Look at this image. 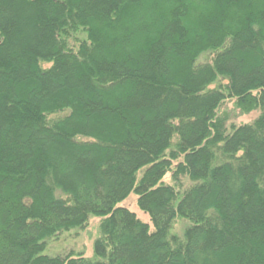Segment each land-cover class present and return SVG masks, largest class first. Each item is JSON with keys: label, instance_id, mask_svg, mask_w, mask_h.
I'll use <instances>...</instances> for the list:
<instances>
[{"label": "trees", "instance_id": "16d2710c", "mask_svg": "<svg viewBox=\"0 0 264 264\" xmlns=\"http://www.w3.org/2000/svg\"><path fill=\"white\" fill-rule=\"evenodd\" d=\"M0 264H264V0H0Z\"/></svg>", "mask_w": 264, "mask_h": 264}, {"label": "rangeland", "instance_id": "374dc122", "mask_svg": "<svg viewBox=\"0 0 264 264\" xmlns=\"http://www.w3.org/2000/svg\"><path fill=\"white\" fill-rule=\"evenodd\" d=\"M204 59V57L200 58V60ZM211 87H213V85ZM233 107L234 106L232 101H226L221 108L222 111L228 112L230 124L251 122L259 114V110H254L250 113H239L237 115L238 110L236 111L235 108L233 109ZM166 180H169V174L166 176ZM183 181L185 186H187V184H190L187 179H183ZM119 205L127 207L129 210L134 212L141 221L148 223L150 229L152 228L149 216L138 207L137 195L134 192L130 193L127 198L119 203ZM100 219V217L92 216L89 219V224L85 228V230L73 231L77 232V234L71 233L69 235H64L59 240L51 242L47 248V253L55 254L57 252L60 253L73 250L74 252H82L85 257L92 259L94 257L93 241L99 235L98 226ZM187 224L188 221L186 219H178V221L174 223L173 232L178 235L182 234Z\"/></svg>", "mask_w": 264, "mask_h": 264}]
</instances>
